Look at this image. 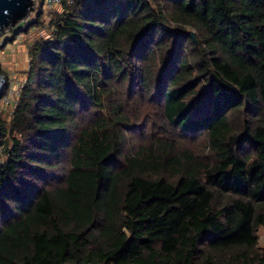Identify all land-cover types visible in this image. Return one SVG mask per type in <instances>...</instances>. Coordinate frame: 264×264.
I'll use <instances>...</instances> for the list:
<instances>
[{
    "label": "trees",
    "instance_id": "16d2710c",
    "mask_svg": "<svg viewBox=\"0 0 264 264\" xmlns=\"http://www.w3.org/2000/svg\"><path fill=\"white\" fill-rule=\"evenodd\" d=\"M42 1L1 46L0 264H264V0Z\"/></svg>",
    "mask_w": 264,
    "mask_h": 264
},
{
    "label": "rangeland",
    "instance_id": "374dc122",
    "mask_svg": "<svg viewBox=\"0 0 264 264\" xmlns=\"http://www.w3.org/2000/svg\"><path fill=\"white\" fill-rule=\"evenodd\" d=\"M47 18H50L49 14H47ZM12 28L13 27H10L0 36V91L4 90L6 82L8 80L11 83V91L9 97L4 99L3 101H0V108L4 110L5 113H9L10 109L12 108L11 103L16 100L21 86L25 83V74L29 65L26 44L27 37H25V34L18 37L14 43H11L4 48L1 47L2 44L6 43L8 37L10 36V30ZM37 34L46 36L47 31L43 29L39 33L37 32ZM32 36H35V34H32L31 37ZM4 74L7 76V78L6 76H4ZM157 114L158 113L155 107H153L152 112H150V115L148 114L145 119V121L147 122V126L144 127L143 130H139L137 131V133H135L140 141H150L153 140L156 136L161 137L163 135V130L160 127L162 121ZM132 143L134 142L131 141L130 145ZM195 144H198V142H195ZM135 147L132 148L133 151L135 150ZM198 148L199 147H195V149ZM257 232L259 236V246L261 249H264V225L259 226Z\"/></svg>",
    "mask_w": 264,
    "mask_h": 264
},
{
    "label": "water",
    "instance_id": "95a60500",
    "mask_svg": "<svg viewBox=\"0 0 264 264\" xmlns=\"http://www.w3.org/2000/svg\"><path fill=\"white\" fill-rule=\"evenodd\" d=\"M35 4L36 0H0V36L5 28L28 19ZM191 36L194 38V32H191Z\"/></svg>",
    "mask_w": 264,
    "mask_h": 264
},
{
    "label": "built area",
    "instance_id": "2783aa9c",
    "mask_svg": "<svg viewBox=\"0 0 264 264\" xmlns=\"http://www.w3.org/2000/svg\"><path fill=\"white\" fill-rule=\"evenodd\" d=\"M60 2H61V0H43L41 6H43L47 10H51L56 4H60ZM37 3H38V0H36L35 7H36ZM6 98H4V99H6Z\"/></svg>",
    "mask_w": 264,
    "mask_h": 264
},
{
    "label": "crops",
    "instance_id": "0c3cea01",
    "mask_svg": "<svg viewBox=\"0 0 264 264\" xmlns=\"http://www.w3.org/2000/svg\"><path fill=\"white\" fill-rule=\"evenodd\" d=\"M60 8V4H56L51 10H56V9H59ZM51 10H47V9H45V12H46V14H50L49 12L51 11Z\"/></svg>",
    "mask_w": 264,
    "mask_h": 264
},
{
    "label": "bare ground",
    "instance_id": "6f19581e",
    "mask_svg": "<svg viewBox=\"0 0 264 264\" xmlns=\"http://www.w3.org/2000/svg\"><path fill=\"white\" fill-rule=\"evenodd\" d=\"M9 27H11V26H9ZM9 27L5 28L4 31H6L7 29H9ZM2 34H3V33H2Z\"/></svg>",
    "mask_w": 264,
    "mask_h": 264
}]
</instances>
